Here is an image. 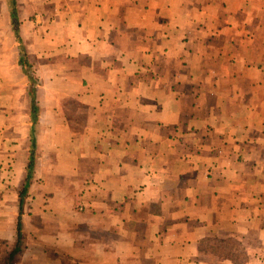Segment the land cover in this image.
<instances>
[{
  "label": "crops",
  "instance_id": "obj_1",
  "mask_svg": "<svg viewBox=\"0 0 264 264\" xmlns=\"http://www.w3.org/2000/svg\"><path fill=\"white\" fill-rule=\"evenodd\" d=\"M0 3V264H264V0Z\"/></svg>",
  "mask_w": 264,
  "mask_h": 264
},
{
  "label": "trees",
  "instance_id": "obj_2",
  "mask_svg": "<svg viewBox=\"0 0 264 264\" xmlns=\"http://www.w3.org/2000/svg\"><path fill=\"white\" fill-rule=\"evenodd\" d=\"M12 10H13L12 18L13 19H16V13H15V11H16V3H15V0H13ZM15 34H16V38H17L18 42L20 43V38L18 36V32L16 31ZM20 65L22 66V69L24 71V74L26 75V77L31 82V85H32L31 86V92H32V96L34 97V92H35L34 86L36 85V79H35V77L33 75L32 66L29 65L27 62H25V60L23 58L20 59ZM32 114H33L34 117L37 115V107H35V103L33 104V112H32ZM32 167H33V165H30V167L28 169L29 170L28 179H29V177L31 175V171H32L31 168ZM22 197H23V195H22ZM22 205H23V202L21 203V206ZM20 227H21V225L18 224V230H19L20 235H21V231H20L21 228ZM19 250H20V241L18 242V244L16 245V247L11 251V253L9 255V258H8L9 259L8 264H14L13 261H14L16 255L19 253Z\"/></svg>",
  "mask_w": 264,
  "mask_h": 264
},
{
  "label": "rangeland",
  "instance_id": "obj_3",
  "mask_svg": "<svg viewBox=\"0 0 264 264\" xmlns=\"http://www.w3.org/2000/svg\"><path fill=\"white\" fill-rule=\"evenodd\" d=\"M7 2H8V4L7 3L6 4L8 5L9 8H11V6H12L11 0H7ZM2 4H4V3H2ZM0 5H1V3H0ZM0 8H1V6H0Z\"/></svg>",
  "mask_w": 264,
  "mask_h": 264
}]
</instances>
